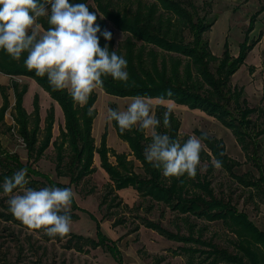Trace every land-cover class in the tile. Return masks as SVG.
Here are the masks:
<instances>
[{
    "label": "trees",
    "instance_id": "obj_1",
    "mask_svg": "<svg viewBox=\"0 0 264 264\" xmlns=\"http://www.w3.org/2000/svg\"><path fill=\"white\" fill-rule=\"evenodd\" d=\"M43 2V0H41ZM72 3H86L90 11H96L97 24L101 31L112 33L111 41H106L98 33L100 46L106 44L109 50H115L127 62L129 80L127 83L115 81L111 77L103 78L98 89L115 97L142 96L149 99L171 101L190 110H198L216 119L232 134L244 156L247 169L238 172L241 162L228 155L223 141L209 133L195 129L193 134L202 140L204 148L200 154L201 163L194 179L186 174L180 179L165 178L159 169L152 167L144 158V150L151 143V135L138 127L120 134L115 121L111 122L117 137L125 142L129 153H117L106 145V131L100 136L96 146L92 136V123L96 117L94 103L96 92L91 95L88 104L80 107L74 104L65 91H56L49 85L47 77H37L24 66L26 53L20 61H15L0 50V73L10 77L24 76L32 79L55 102L63 116V126L58 137L52 140L54 109L50 106L44 118V127H40L38 96L32 98V113L23 107V95L26 84L20 85L11 79L13 91L12 119L16 134L26 149V161L23 163L16 154L4 150L0 144V192H3L5 178L13 176L20 169H27L28 187H70L78 185L85 177L95 171L94 156L97 155L99 167L108 176V183L99 200V207L105 206L106 212L116 206L126 208L138 219L133 226H140L157 232L164 238L180 243L172 250L173 254L186 257V264H264V230H261L226 193H215L212 186L215 160L222 161L223 171L242 189L249 190L264 205V99L260 105L250 106L245 97L243 86L232 85L230 80L244 64L248 53L263 34L259 31L255 39L249 35L254 30L256 17L264 11L262 6L250 15L248 24L233 55L229 41L225 39L220 55L214 54L209 46L207 32L216 17L208 20L209 12L203 3L198 6L194 0H70ZM206 2V1H205ZM103 16V19L100 18ZM42 29L49 25L47 17L38 21ZM114 29L124 38L115 44ZM264 66V51L262 56ZM252 70L253 67H250ZM7 86L0 85V126L4 124V115L9 108ZM171 95H167L168 92ZM264 92V85H263ZM108 108L117 109L115 103ZM168 107L157 104L154 115L161 120L157 132L167 134L181 143L190 136L180 137V120L172 111L171 126H163V113ZM89 109L92 114L89 115ZM12 127H6L9 131ZM207 134L208 139H204ZM54 148V171L57 177H67L68 183L53 180L48 174L33 167L49 145ZM128 155L133 159H128ZM113 157L111 162L109 157ZM134 160L140 164L141 171L134 169ZM37 177L39 179H34ZM131 188L139 197L149 202L145 211L149 212L153 203L166 206L179 214L186 233L172 231L163 227L159 221L140 216L141 204L129 207L122 205L118 191ZM72 210H80L73 200ZM108 214V213H107ZM75 218L74 213H70ZM4 219L13 218L12 214L0 212ZM126 217H117L112 225L125 223ZM220 222L232 235L231 248L220 246L211 239H204V225L196 221ZM69 249L86 252L85 246L101 247L117 264L124 262L117 240L107 237L97 224V240L85 238L70 232L67 236Z\"/></svg>",
    "mask_w": 264,
    "mask_h": 264
},
{
    "label": "rangeland",
    "instance_id": "obj_2",
    "mask_svg": "<svg viewBox=\"0 0 264 264\" xmlns=\"http://www.w3.org/2000/svg\"><path fill=\"white\" fill-rule=\"evenodd\" d=\"M198 6L203 3L208 4L206 11L209 12L208 20L215 19V24L209 30L212 40V50L219 55L222 51V44L226 34L229 41V49L232 54H236L238 43L243 38L244 30L247 27L250 15L264 6V0H194ZM206 1V2H205ZM259 31H263L257 44L248 53L244 64L231 77V84L243 86L245 97L248 104L252 106L260 105L264 99V66L262 56L264 51V11L261 12L255 20L254 30L250 37L255 39ZM207 35V37H209ZM216 37V39L214 38ZM115 44L124 38V36L114 29ZM250 67H253L251 70ZM11 79L16 80L20 85L26 84L27 89L23 95V107L32 113V98L38 96L40 127H44V118L50 106L54 109V123L52 127V140L58 137L59 129L63 126V116L58 105L53 102L48 94L40 88L32 79L24 76L10 77L0 73V85L7 86L9 98V108L4 115V124L0 126V144L4 150L16 154L20 161H26V149L21 138L16 134L13 113V91L10 87ZM96 117L92 123V136L96 146L99 145L100 136L106 131V145L117 153H129V148L125 142L119 139L111 126L107 122L108 103L116 104L117 109L124 110L132 97H115L97 89ZM154 109L155 105L162 104L171 108L174 114L180 120V137L188 135L193 136L195 129L209 133L221 139L225 145L229 156L241 162L238 172H244L247 164L244 162V156L236 144L232 134L225 129L216 119L207 116L201 111L190 110L184 106H178L171 101L159 102L155 99L147 101ZM1 105V97H0ZM12 127L9 131L6 127ZM150 136V132L145 131ZM54 148L50 144L45 150L43 156L35 162L34 168L42 173L48 174L53 180L67 184V177H57L54 171ZM128 159H133L128 155ZM111 162L113 157H109ZM93 165L95 171L85 177L78 185L71 186L74 192L75 202L80 210H70V213L76 215L71 218V232L81 235L85 238L97 240V224L102 232L112 240H117V245L122 253L124 262L127 264H186V257L172 253L180 243L168 240L157 232L140 226L137 231L132 230L138 219L134 214H130L126 208L121 205L107 210L105 206L99 207V200L108 183V176L99 167L97 155L94 156ZM134 169L141 171L140 164L134 160ZM34 179H39L33 177ZM212 186L215 193L229 194L230 198L237 205L239 210L246 212L249 218L261 229L264 230V205L253 195H249V190L242 189L236 182L230 179L223 171L216 168L212 178ZM122 205L132 207L141 204L138 211L140 216H144L153 221H159L160 224L172 231L180 230L186 233V228L181 221L179 214L173 213L162 204L153 203L152 209L148 212L145 207L149 202L138 196L135 190L131 188L123 189L117 192ZM9 195L0 192V212L11 214L8 208L7 200ZM108 213V214H107ZM125 216V223L116 226L112 222L120 216ZM197 225H204V239H211L220 246L231 248L230 239L232 235L220 224V222L196 221ZM68 238H50L43 231H32L15 222L13 218L4 219L0 217V264H117L112 257L101 247H84L86 252L77 251L67 246Z\"/></svg>",
    "mask_w": 264,
    "mask_h": 264
},
{
    "label": "clouds",
    "instance_id": "obj_3",
    "mask_svg": "<svg viewBox=\"0 0 264 264\" xmlns=\"http://www.w3.org/2000/svg\"><path fill=\"white\" fill-rule=\"evenodd\" d=\"M97 16L86 3L70 0H0V50L15 61L26 53L24 66L28 71H34L37 77L46 76L53 90H66L74 104L84 107L93 92L102 87L104 77L124 83L129 80L127 60L115 50L110 51L107 44L100 46L98 33L106 41H111L112 33L101 31ZM42 17H47L46 30L38 22ZM148 99L136 96L124 110L108 108L107 122L115 121L120 134L134 127L150 132L145 161L167 179H180L185 174L194 179L201 163L202 140L193 135L181 143L157 132L161 120L154 115ZM172 111L167 108L163 113L165 128L171 126ZM204 139H208L207 134ZM213 167H222V161L215 160ZM26 176L27 169L23 168L4 180L9 211L29 230L64 238L71 232L72 188L37 190L27 186Z\"/></svg>",
    "mask_w": 264,
    "mask_h": 264
},
{
    "label": "crops",
    "instance_id": "obj_4",
    "mask_svg": "<svg viewBox=\"0 0 264 264\" xmlns=\"http://www.w3.org/2000/svg\"><path fill=\"white\" fill-rule=\"evenodd\" d=\"M215 24V21H214V23H213V25ZM213 25L211 26V28L210 29H212V27H213ZM122 34V33H121ZM209 34V31L207 32V35ZM123 35V34H122ZM225 35V37H224V41H225V39H227V35L226 34H224ZM209 37H208V41H209V46H210V48H211V50H212V40H211V38H210V35H208ZM215 39H216V37H214ZM228 40V39H227ZM223 41V42H224ZM257 44V43H256ZM212 52L214 53V51L212 50ZM221 53V52H220ZM215 54V53H214ZM220 55V54H219ZM233 55H235V54H233ZM155 100H157V99H155ZM157 101H159V102H163V101H165V100H157ZM127 145V144H126Z\"/></svg>",
    "mask_w": 264,
    "mask_h": 264
}]
</instances>
